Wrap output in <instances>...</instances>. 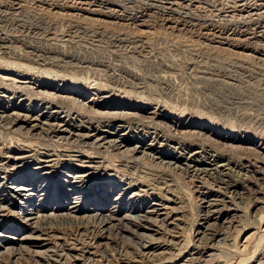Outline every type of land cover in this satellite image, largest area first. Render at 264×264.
Masks as SVG:
<instances>
[{"label":"rangeland","instance_id":"374dc122","mask_svg":"<svg viewBox=\"0 0 264 264\" xmlns=\"http://www.w3.org/2000/svg\"><path fill=\"white\" fill-rule=\"evenodd\" d=\"M32 1L0 0V44L45 65L0 67V115L40 118L29 133L0 121V264H264V0ZM51 120L128 145L38 135Z\"/></svg>","mask_w":264,"mask_h":264},{"label":"bare ground","instance_id":"6f19581e","mask_svg":"<svg viewBox=\"0 0 264 264\" xmlns=\"http://www.w3.org/2000/svg\"><path fill=\"white\" fill-rule=\"evenodd\" d=\"M34 1V0H33ZM32 1V2H33ZM151 1H153V0H151ZM155 1V0H154ZM176 1V0H175ZM174 1V2H175ZM73 2V1H72ZM162 2V1H161ZM240 2V1H239ZM74 3V2H73ZM72 3V4H73ZM76 3V2H75ZM160 2H158V4H159ZM262 3V2H261ZM264 3V2H263ZM77 4V3H76ZM81 4V3H80ZM156 4H157V2H156ZM170 4V3H169ZM241 4V3H240ZM250 4V3H249ZM248 4V5H249ZM254 4V3H253ZM257 4V3H256ZM152 5V4H151ZM167 5H168V3H167ZM264 5V4H263ZM72 6V5H71ZM146 6L147 5H145V7L144 8H146ZM160 6V5H159ZM185 6V5H184ZM251 6H252V4H251ZM261 6V5H260ZM148 7V6H147ZM153 7V6H152ZM163 7V6H162ZM176 7H178V6H176ZM254 7V6H253ZM257 7H259V6H257ZM73 8L74 9H76V7H74L73 6ZM80 8V7H79ZM143 8V9H144ZM248 8H249V6H248ZM69 9H70V7H69ZM72 9V8H71ZM179 9V8H178ZM257 9H259V8H257ZM256 9V10H257ZM151 10V9H150ZM176 10H177V8H176ZM175 10V11H176ZM86 11V10H85ZM149 11V10H148ZM153 11H155V10H153ZM169 10L167 9V11L166 12H168ZM248 11V10H247ZM252 11V10H251ZM143 12H145V11H143ZM172 12V11H171ZM264 12V10L262 11V13ZM173 13V12H172ZM179 13V12H178ZM166 14V13H165ZM176 14H177V11H176ZM253 14H254V10H253ZM131 15V14H130ZM168 15V14H167ZM179 16V15H178ZM177 16V17H178ZM186 16H188V15H186ZM21 17V16H20ZM181 17V16H180ZM183 17H185V16H183ZM142 18V17H141ZM261 18V17H260ZM263 18V17H262ZM182 19V18H181ZM184 19V18H183ZM264 19V18H263ZM189 20V19H188ZM195 20V19H194ZM187 21V20H186ZM192 21V20H191ZM191 21H189V23L191 22ZM197 21V20H196ZM128 23V22H127ZM130 23V22H129ZM133 25H135V24H133ZM187 25V24H186ZM192 25V24H191ZM139 26H141L140 24H139ZM190 28V27H189ZM204 35V34H203ZM36 42V41H35ZM118 42V41H117ZM8 43V42H7ZM12 43H15V45L14 46H18L19 48H21L22 50H24L23 51V53L21 54V53H14V52H12V51H10L11 49V47L10 46H8L10 43H8V45L6 46V44H0V67H4L5 65H8V64H10L11 65V68H13L14 70H16L15 72H20V71H25V72H31V71H35V72H39V73H41V67H39V66H45L44 64H38V67L36 68L35 66L34 67H32V62H33V64H35V63H37V62H40L41 61V59H39L40 57H39V55L38 54H40L41 55V53H38V52H36V51H34L31 47H30V45L29 46H25V44H21L20 43V45L18 44L19 43V41H12ZM38 43H40V41L38 42ZM68 43V42H67ZM70 43H71V41L69 42V44L68 45H70ZM141 44V43H140ZM113 45V44H112ZM144 45V44H143ZM143 45L141 44V46L143 47ZM10 47V48H9ZM71 47V46H70ZM23 48H27L28 50L30 49L31 51L29 52V53H31L32 55L33 54H36L35 55V61H33V59L30 61L28 58H30V56L29 57H27V55L29 54L28 53V51L26 50V49H23ZM35 49V48H34ZM39 49V48H38ZM40 49H41V47H40ZM69 49V48H68ZM75 49V48H74ZM75 50H77V49H75ZM42 52V51H41ZM45 52H46V49H45ZM61 52V51H60ZM70 52V51H69ZM73 52V51H72ZM77 52V51H76ZM59 53V52H58ZM64 53V52H63ZM66 53V52H65ZM75 53V52H74ZM74 53H73V55H74ZM24 54H27V55H24ZM54 54V53H53ZM77 54V53H76ZM30 55V54H29ZM57 55V54H56ZM39 57V58H38ZM32 58V57H31ZM44 58V57H43ZM53 58V57H52ZM58 58V57H57ZM57 58H56V60H57ZM68 58V57H67ZM72 58V57H71ZM81 58V57H80ZM5 59H7L6 61H4ZM12 60L13 62H8V60ZM39 59V60H38ZM60 59V58H59ZM64 59V58H63ZM84 60V59H83ZM82 60V61H83ZM61 60H59V62H60ZM71 61H72V59H71ZM77 60H75V62H76ZM81 61V62H82ZM87 61V60H86ZM26 62H28V63H25ZM45 62V60L43 61V63ZM51 62V61H50ZM53 62V61H52ZM51 62V63H52ZM73 62V61H72ZM74 62V63H75ZM98 62V61H97ZM66 63V62H65ZM64 63V65H66ZM71 63V62H70ZM83 63V62H82ZM88 63H89V61H88ZM100 64V63H99ZM98 64V65H99ZM67 65H68V63H67ZM104 65V64H103ZM52 66V65H51ZM56 66H58V65H56ZM71 66V65H70ZM73 66V65H72ZM71 66V67H72ZM77 66H79V65H77ZM88 66V65H87ZM91 66V65H90ZM105 66V65H104ZM160 66V65H159ZM7 67H9V66H6V68ZM54 67V66H53ZM59 67V66H58ZM61 67V66H60ZM65 67V66H64ZM70 67V68H71ZM75 67H76V64H75ZM80 67V66H79ZM78 67V68H79ZM100 67V66H99ZM66 68V67H65ZM68 68V67H67ZM77 68V67H76ZM89 68V67H88ZM104 68V67H103ZM55 69V68H54ZM59 69V68H58ZM72 69V72H73V69H74V67L73 68H71ZM90 69V68H89ZM101 69V68H100ZM165 69V68H164ZM7 70H9V69H7ZM48 70V69H47ZM50 70H51V68H50ZM60 70V69H59ZM58 70V71H59ZM68 70V69H67ZM75 70V69H74ZM77 70V69H76ZM82 70V69H81ZM105 70V69H104ZM108 70V69H107ZM43 71V70H42ZM61 71H62V69H61ZM95 71V70H94ZM28 72V73H29ZM35 72H33V73H35ZM65 72V71H64ZM63 72V73H64ZM69 72V71H68ZM32 73V72H31ZM45 73V72H44ZM92 73V72H91ZM90 73V74H91ZM124 73V72H123ZM36 74V73H35ZM48 75H51L50 74V71L47 73ZM47 74H46V76L45 77H48L47 76ZM54 74V73H53ZM58 74V73H57ZM59 74H61V73H59ZM68 74H71L70 72L68 73ZM74 74V73H73ZM93 74V73H92ZM91 74V75H92ZM111 74V73H110ZM127 74V73H126ZM37 75V74H36ZM62 75V74H61ZM99 75V74H98ZM101 75V74H100ZM99 75V76H100ZM121 75V74H120ZM120 75H119V77H120ZM42 76V75H41ZM57 76V75H56ZM60 76V75H59ZM105 76V75H104ZM112 76V75H111ZM125 76V75H124ZM134 76V75H133ZM63 77H64V75H63ZM101 77H103V76H101ZM108 77V76H107ZM123 77V76H122ZM57 78V77H56ZM99 78V77H98ZM107 79V78H106ZM113 79H114V77H113ZM119 79V78H118ZM120 79H122V78H120ZM116 80V79H115ZM123 80V79H122ZM136 80V79H135ZM125 81H126V79H125ZM92 82V81H91ZM109 82V81H108ZM119 82V81H118ZM13 83H15V82H13ZM94 83H96L95 81H94ZM110 83V82H109ZM112 83V82H111ZM122 83V82H121ZM124 83V82H123ZM129 83V82H128ZM86 84H87V82H86ZM88 84H90V82L88 81ZM92 84H93V82H92ZM130 84V83H129ZM136 84V83H135ZM97 85V84H96ZM125 85V84H124ZM128 85V84H127ZM126 85V86H127ZM133 85V84H132ZM138 85H140V84H138ZM100 86V85H99ZM101 86H103V85H101ZM105 86V85H104ZM117 86H119V84H117ZM106 87V89H107V86H105ZM110 87V86H109ZM115 87V86H114ZM125 87V86H124ZM123 87V88H124ZM130 87H131V85H130ZM134 87V86H133ZM87 88V87H86ZM117 88V87H116ZM137 88H138V86H137ZM142 88V87H141ZM118 89H120V88H118ZM132 89H134V88H132ZM136 89V88H135ZM99 90V89H98ZM115 90V89H114ZM114 90H112V91H114ZM122 90V89H121ZM120 90V91H121ZM131 90V89H130ZM118 91V90H117ZM119 91V92H120ZM125 91H127V90H125ZM135 91V90H134ZM133 91V92H134ZM123 92V91H122ZM128 92H129V90H128ZM121 93V92H120ZM115 94V93H114ZM125 94H129V93H125ZM130 94H132V93H130ZM135 94H136V91H135ZM138 95V94H137ZM121 96V95H120ZM128 96V95H127ZM132 96V95H131ZM14 97V96H13ZM138 97V96H137ZM136 97V98H137ZM128 99V98H127ZM132 99V98H131ZM130 103V102H129ZM1 109V108H0ZM5 113H6V110H5ZM123 114V113H122ZM81 116V115H80ZM122 116V115H121ZM126 116V115H125ZM50 117V116H49ZM103 117V116H102ZM109 117V116H108ZM120 117V116H119ZM53 118V117H52ZM51 117L50 118H48V119H52ZM105 118V117H104ZM103 118V119H104ZM117 119V123L119 124L118 126H121L123 123H125V122H123V121H125V120H122V119H119L118 117H116ZM39 116H35V117H32V116H28V115H25V116H21V114H19V113H16V112H13V113H10V114H7V115H5V116H2V115H0V121H2V122H5V124L6 125H9L11 128H12V125H15V124H23V125H30V130L27 132V133H29V132H31L32 130H35L37 127H39L38 126V124H39ZM54 119V118H53ZM101 119V118H100ZM111 119V118H110ZM130 119H132V117L131 118H129V120ZM114 120H115V115H114ZM128 120V119H127ZM106 121V120H105ZM110 121V120H109ZM51 122H53V123H50V124H47L48 122H46V124H44V125H46V126H44L45 128H43V126H41L40 128H39V130H40V132L38 133V135H41V136H44V137H49V138H61L62 140H68V139H74L73 140V142L74 143H78V144H86V143H88V141L90 140L91 141V143H93V144H95V145H101L102 147H103V145L102 144H104V143H107V145H109V148L111 147V148H120V147H125V146H127L128 145V143H126L122 138H121V136L120 137H117V139L116 140H110V141H108V140H106L107 138H106V136L107 135H105V137L102 135V134H100L99 132H93V131H88V133H86V134H80L79 133V130H73V129H68V128H65V125L63 124V122H61V121H58V120H51ZM98 122V121H97ZM43 123V122H42ZM117 123H115V124H117ZM129 123V122H128ZM98 124V123H97ZM106 124H107V122H106ZM114 124V125H115ZM127 124V123H126ZM130 124V123H129ZM149 124V123H148ZM23 125H19L20 126V128H18V129H22V126ZM42 125V124H41ZM138 125H140V123H138ZM149 125H151V123L149 124ZM143 126H144V123H143ZM15 127V126H14ZM145 127V126H144ZM146 127H147V125H146ZM150 127V126H149ZM116 128V127H115ZM143 128V127H142ZM17 129V130H18ZM88 129V128H87ZM95 129V128H94ZM123 129H124V126H123ZM128 129V128H127ZM156 129H158V128H156ZM98 130V129H97ZM144 130V129H143ZM19 131V130H18ZM147 131V130H146ZM153 131H154V129H153ZM26 132V131H25ZM117 132V131H116ZM148 132V131H147ZM111 133V132H110ZM159 133V132H158ZM125 134V133H124ZM149 134V133H148ZM153 134V133H152ZM155 134V133H154ZM153 134V135H154ZM146 135V134H145ZM158 135V134H157ZM156 136V135H155ZM37 137V136H36ZM109 137V136H108ZM148 137V136H147ZM157 137V136H156ZM44 139H47V138H44ZM66 140V141H67ZM152 140V139H151ZM151 142V141H150ZM157 142V141H156ZM63 143H65V142H63ZM68 143V142H67ZM71 143V142H70ZM62 145V144H61ZM65 145H66V143H65ZM68 145H70V144H68ZM72 145V144H71ZM87 145V144H86ZM153 145V144H152ZM152 145L150 144V146L148 147L147 145H140L139 143L136 145V146H138L139 147V149L138 148H134V149H132V152L134 153V152H140V153H142L143 155H145V156H148V155H151L152 156V154H153V151H152ZM67 146V145H66ZM83 146V145H82ZM85 146V145H84ZM73 147V146H72ZM97 147V146H96ZM105 147H107V146H105ZM60 148V147H59ZM68 148V147H67ZM77 148V147H76ZM75 148V149H76ZM108 148V147H107ZM81 149H82V153H83V148L81 147ZM99 149V148H98ZM59 150H61V149H59ZM67 150V149H66ZM69 151H70V148L68 149ZM66 151V152H69V151ZM112 150V149H111ZM6 151V150H5ZM8 151V150H7ZM64 151V150H63ZM72 151V150H71ZM77 151V150H76ZM75 151V152H76ZM79 151V150H78ZM23 152V151H22ZM57 152H58V150H57ZM65 152V151H64ZM86 152V151H85ZM84 152V153H85ZM147 152H150V154L149 153H147ZM59 153V152H58ZM72 153V152H71ZM6 154V153H5ZM30 154H34V153H29V155ZM46 154V153H45ZM126 154V153H125ZM35 155V154H34ZM51 155V154H50ZM65 155V154H64ZM71 155V154H70ZM97 155V154H96ZM3 156V155H2ZM55 156V155H54ZM58 156V155H57ZM66 156V155H65ZM6 157H8V156H6ZM10 157H13V156H11L10 155ZM15 157V156H14ZM37 157H41V158H43V159H45L41 164H38L39 165V167H38V170L39 169H41V172H45V173H47L48 172V170H50V168H51V166L53 165V160H51V156H49V154L48 155H40V154H38V155H36V158ZM97 158H99L98 156H96ZM144 157V156H143ZM156 157V156H155ZM35 158V157H34ZM57 158V157H56ZM56 158H55V160H56ZM92 158V157H91ZM14 159H18L17 157L16 158H14ZM54 159V158H53ZM58 159H59V157H58ZM28 160H34L33 159V157L32 156H28V155H26V156H24L22 159H21V162L22 161H28ZM40 160V159H39ZM73 160H74V158H73ZM87 160V159H86ZM85 160V161H86ZM58 161H60V160H58ZM85 161H83V162H85ZM93 161V160H92ZM91 161V162H92ZM130 161H132L131 159H130ZM37 162V161H36ZM40 162V161H39ZM82 161H80V163H81ZM82 162V163H83ZM95 162V161H94ZM3 163H5V162H3ZM77 163V162H76ZM88 163V162H87ZM99 164V163H98ZM163 164V163H162ZM168 164V163H167ZM175 164V163H174ZM81 165V164H80ZM2 166V165H1ZM87 166V165H86ZM91 167H92V165H90ZM178 166V165H177ZM162 167V166H161ZM165 167H167V166H165ZM169 167V166H168ZM184 167V166H183ZM185 167H186V165H185ZM4 168V167H3ZM85 168V167H84ZM95 168V167H94ZM160 170H162V169H160ZM185 170V169H184ZM188 170H189V172H191L193 175H195L196 177H199L200 178V176H209V172H207V171H205V170H201L198 166H196V165H193L192 167H191V165L188 167ZM5 171H6V169H5ZM186 172H188V171H186ZM212 173H214V172H212ZM78 174H81L80 176H76V177H74V179H72V180H74L73 181V183H72V186H71V189L73 188V189H76V187L75 186H77V185H80V184H83L85 181H84V178H85V176H82V172L80 171V172H78L77 173V175ZM48 175H50V174H43V177H42V180H44V179H46V180H44V181H47V182H49L48 181V179H49V177H48ZM194 176V177H195ZM81 177V178H80ZM56 178V177H55ZM159 179V178H158ZM41 180V181H42ZM31 181V180H30ZM68 181V180H67ZM138 181V180H137ZM152 181V180H151ZM224 181V180H223ZM72 182V181H71ZM87 182V181H86ZM134 182H136V180L134 181ZM138 183H140V182H138ZM45 184V183H44ZM133 184V183H132ZM48 185H49V183H48ZM74 186V187H73ZM41 188V187H40ZM29 190H30V188H29ZM29 190L28 189H26V187L25 186H23V187H20V186H18V187H15V188H13V196L15 197V198H21L22 200L23 199H25V197L26 196H28L29 194H28V192H29ZM42 191V190H41ZM43 192V191H42ZM11 194V195H12ZM32 195H34V194H32ZM41 195V194H40ZM69 197V196H68ZM10 198H12V197H10ZM38 198V197H37ZM73 199H76L75 201H77V198H73ZM5 202V201H4ZM5 204V203H4ZM2 208H3V200L1 201L0 200V212L2 211ZM97 212H98V214L101 216H103V217H100V218H98V224L100 225V226H102V229L103 230H108V229H110V225H111V223H112V219L110 218V216H108L107 214L106 215H103V212L101 211V210H97ZM95 214V213H94ZM112 214V213H111ZM144 217V216H143ZM37 218H39V217H37ZM114 218V217H113ZM131 218V217H130ZM145 218V217H144ZM127 219V218H126ZM136 219V218H135ZM153 219V218H152ZM117 220V219H116ZM134 220V219H133ZM141 220V219H140ZM132 221V220H131ZM134 221H136V220H134ZM133 221V223H135ZM139 221V220H138ZM157 221V220H156ZM156 221H154V222H156ZM132 223V224H133ZM150 223H152L153 224V222H150L149 221V219L148 220H144L142 223H141V221L139 222V225H138V227L139 228H141V229H143V231H148V226H149V224ZM136 224H137V222H136ZM155 224H157V223H155ZM113 225V224H112ZM98 227V226H97ZM135 228V227H134ZM44 229V228H43ZM42 229V230H43ZM40 230V229H39ZM43 232V231H42ZM102 232V231H101ZM156 232H157V230H156ZM220 232V231H219ZM44 233V232H43ZM158 233V232H157ZM133 234H137L138 235V238H139V243H137L138 245H139V249H140V247L141 248H145L146 247V245L147 244H149V242L147 241L148 239H149V235H147V234H144V233H141V234H139V233H137L136 231H135V233H133ZM151 234V233H150ZM215 235V234H214ZM94 236V235H93ZM151 242H152V240H151ZM138 252V251H137ZM147 253V252H146ZM141 254V253H140ZM129 256V255H128ZM137 256V255H136ZM143 256V255H142ZM120 258V257H119ZM117 259V258H116ZM122 259V258H121ZM114 261H115V259H114ZM110 263V262H109ZM198 263V262H197ZM106 264V263H105ZM116 264V263H115Z\"/></svg>","mask_w":264,"mask_h":264}]
</instances>
